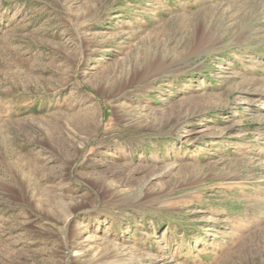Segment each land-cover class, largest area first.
Here are the masks:
<instances>
[{
  "label": "rangeland",
  "instance_id": "1",
  "mask_svg": "<svg viewBox=\"0 0 264 264\" xmlns=\"http://www.w3.org/2000/svg\"><path fill=\"white\" fill-rule=\"evenodd\" d=\"M0 264H264V0H0Z\"/></svg>",
  "mask_w": 264,
  "mask_h": 264
}]
</instances>
